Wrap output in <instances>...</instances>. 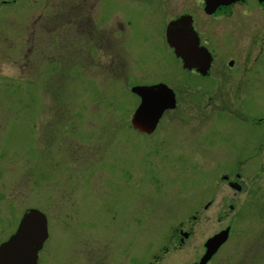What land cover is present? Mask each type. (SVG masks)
Returning a JSON list of instances; mask_svg holds the SVG:
<instances>
[{
  "label": "rangeland",
  "instance_id": "374dc122",
  "mask_svg": "<svg viewBox=\"0 0 264 264\" xmlns=\"http://www.w3.org/2000/svg\"><path fill=\"white\" fill-rule=\"evenodd\" d=\"M202 6L0 0V242L35 208L39 264H197L225 227L207 264H264V7ZM183 13L214 55L207 78L165 43ZM139 81L178 101L148 135L130 127ZM234 172L242 191L220 179Z\"/></svg>",
  "mask_w": 264,
  "mask_h": 264
},
{
  "label": "water",
  "instance_id": "95a60500",
  "mask_svg": "<svg viewBox=\"0 0 264 264\" xmlns=\"http://www.w3.org/2000/svg\"><path fill=\"white\" fill-rule=\"evenodd\" d=\"M234 1L237 0H204V9L206 12H212L217 6ZM177 38H179L180 46L175 40ZM165 40L174 55L181 60L183 68L195 70L201 75L207 73L211 57L204 47L199 46L190 15L184 14L170 20L165 28ZM131 91L140 98L130 119L132 127L139 132L150 133L154 130L162 113L175 108V93L163 83L134 86ZM47 234L45 215L37 209H27L21 215L14 232L0 243V264H37V254ZM228 234L229 227H226L208 237L203 244L204 253L197 264H206L226 241ZM182 235L186 237L187 233Z\"/></svg>",
  "mask_w": 264,
  "mask_h": 264
},
{
  "label": "flooded vegetation",
  "instance_id": "af4514ba",
  "mask_svg": "<svg viewBox=\"0 0 264 264\" xmlns=\"http://www.w3.org/2000/svg\"><path fill=\"white\" fill-rule=\"evenodd\" d=\"M249 1L250 0H237V1H234V2H231V3H229V4H227V5H221V6H218V7H216L212 12H206L205 11V9H204V7H205V2H204V0H202V4H203V6H202V11H203V13L205 14V15H208V16H210V17H212L213 19L214 18H216V17H221V16H223V17H228L227 15H226V12H230L229 14H230V16L232 15V13H233V7L236 5V4H242L243 6H246L247 4H249ZM251 1H253V0H251ZM255 2H256V4L259 6V7H264V0H261V1H259V0H255ZM184 14H187V15H190V17H191V21H192V26H193V29L196 31V33H197V36H198V40H199V46H202V47H204L207 51H208V53L210 54V57H211V61H210V67H209V69H208V71H207V73L205 74V75H201L200 73H198V72H196L195 70H187V69H185V68H183L182 67V63H181V60L179 59V58H177L178 60H179V62H180V65H181V68L183 69V70H185V71H187V72H190V73H193V75H195V76H197V77H199V78H207L209 75H210V71H211V67H212V65H213V61H214V55H213V53L209 50V48L205 45V41L201 38V36H200V34L198 33V31L196 30V28L194 27V16L192 15V14H190V13H183V14H179L178 16H180V15H184ZM178 16H175V17H173L172 19H174V18H176V17H178ZM172 19H170V20H172ZM169 20V21H170ZM168 21V22H169ZM167 22V23H168ZM167 23H166V25H167ZM171 51H172V49H171ZM173 53V52H172ZM234 65V60L233 59H230V60H228V62H227V66H229V68L230 67H232ZM158 83H163V82H161V81H156V82H145V81H139V82H132L130 85H129V91L131 92V88L132 87H134V86H149V85H155V84H158ZM167 85V84H166ZM132 93V92H131ZM175 93V92H174ZM133 94V93H132ZM135 95V94H134ZM137 98H138V100H139V102H140V99H139V97L137 96V95H135ZM175 99H176V105H175V108L177 107V105H178V101H177V98H176V95H175ZM139 104V103H138ZM138 106V105H137ZM174 108V109H175ZM136 109V108H135ZM134 109V110H135ZM169 110H171V109H169ZM166 111V110H165ZM164 111V112H165ZM164 112L162 113V115H161V117L163 116V114H164ZM160 117V118H161ZM160 118H159V120H158V122L160 121ZM262 119L263 118H259V119H256V125H260L261 123H262ZM158 122H157V124H158ZM259 123V124H258ZM157 124H156V126H157ZM156 126H155V128H154V130L153 131H151L150 133H147V134H144V135H148V134H152V133H154L155 132V129H156ZM220 179L222 180V181H226V183H227V185L231 188V189H233L234 191H242L243 190V185H244V180H243V177H242V175L239 173V172H234L232 175H225V174H222L221 176H220ZM230 208H231V205H230ZM178 232H179V230H178ZM180 233V232H179ZM180 241H181V238H180ZM181 242H183V241H181ZM38 259H39V256H38ZM37 259V264H39V260Z\"/></svg>",
  "mask_w": 264,
  "mask_h": 264
},
{
  "label": "snow or ice",
  "instance_id": "6c2138e0",
  "mask_svg": "<svg viewBox=\"0 0 264 264\" xmlns=\"http://www.w3.org/2000/svg\"><path fill=\"white\" fill-rule=\"evenodd\" d=\"M175 40H176L177 44L180 46V44L178 43L179 38H177V39H175ZM146 103H147V101H146Z\"/></svg>",
  "mask_w": 264,
  "mask_h": 264
}]
</instances>
